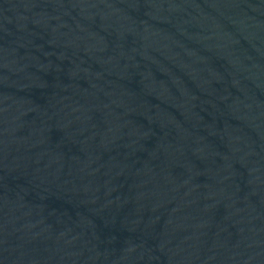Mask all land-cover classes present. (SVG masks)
I'll return each instance as SVG.
<instances>
[{
  "label": "water",
  "instance_id": "obj_1",
  "mask_svg": "<svg viewBox=\"0 0 264 264\" xmlns=\"http://www.w3.org/2000/svg\"><path fill=\"white\" fill-rule=\"evenodd\" d=\"M0 264H264V0H0Z\"/></svg>",
  "mask_w": 264,
  "mask_h": 264
}]
</instances>
